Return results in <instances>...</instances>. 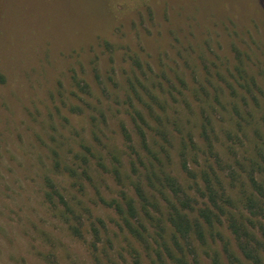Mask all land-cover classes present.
Returning a JSON list of instances; mask_svg holds the SVG:
<instances>
[{"label": "rangeland", "instance_id": "1", "mask_svg": "<svg viewBox=\"0 0 264 264\" xmlns=\"http://www.w3.org/2000/svg\"><path fill=\"white\" fill-rule=\"evenodd\" d=\"M262 111L264 0H0V264H94L90 237H72L44 205L45 176L86 207V218L103 221L105 264H133L129 242L140 264H152L98 201L122 190L137 200L131 182L109 170L110 149L133 181L153 163L199 208L206 200L194 176L207 165L231 189L230 168L263 161L254 151ZM81 144L101 151L106 167L97 172L91 159L83 192L50 172L52 150L70 160ZM209 246L228 264L220 241ZM185 253L165 264H212L196 242Z\"/></svg>", "mask_w": 264, "mask_h": 264}, {"label": "trees", "instance_id": "2", "mask_svg": "<svg viewBox=\"0 0 264 264\" xmlns=\"http://www.w3.org/2000/svg\"><path fill=\"white\" fill-rule=\"evenodd\" d=\"M133 1L142 3L145 0ZM258 128L260 135L255 143L254 151L263 161L249 157L245 162L237 163L240 167L239 171L230 168L231 189L223 185L221 176L209 165L201 171L200 175L194 176L196 180L194 185L199 191L198 196L206 200L202 207L194 208L191 204L193 201L178 179L163 169L158 172L153 163H149L145 168L143 177L139 176L136 181H133L132 175L128 176L122 168L115 149H110L111 168L109 170L117 182L122 184L126 181L131 182L137 200L122 190L118 199L106 201L98 196V201L103 206L114 210L118 217L116 222L118 229L126 232L135 243L148 252L152 264H157L156 261L165 264L164 256L176 262L185 260L188 241L206 247L212 264H223L219 252L209 246L218 241L222 243L228 264H263L264 181L258 180L256 173L264 177V111L261 113ZM203 132L206 133L205 127ZM124 136L126 140H129L127 133H124ZM80 148L81 150L70 160L52 150L50 172L54 176H63L68 181L71 180L72 185L83 192L84 186L81 181H92L91 171L94 169L91 159L96 161L97 172L98 169L103 171L106 167L101 151L85 144H81ZM207 151L213 152L211 143L208 144ZM133 167L134 172L136 166L133 165ZM184 168L188 170L186 164ZM199 177L202 186L198 182ZM143 178L149 184L153 194L149 195L146 191ZM53 179L55 178L45 176L43 180L42 199L47 210L65 225L72 237L83 240L85 236H89L88 249L94 264H105L108 256L106 253H101L98 247L100 232L105 226L103 221L92 217L86 218L87 215L82 213V209L90 213L86 207L82 206L81 209L76 197L69 194L67 189L60 188ZM238 185L240 189L236 191L237 199L234 200L230 191L232 189L234 191ZM158 196L162 197L165 206L161 205ZM238 204L243 210H238ZM224 224L233 236L242 259L237 257L234 251L232 252L230 239L224 237L220 229ZM129 247L136 254L133 264H140V256L134 242H129ZM177 253L181 259L176 255Z\"/></svg>", "mask_w": 264, "mask_h": 264}]
</instances>
